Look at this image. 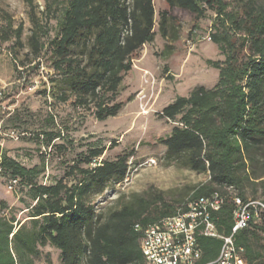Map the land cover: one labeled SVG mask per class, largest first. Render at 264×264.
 <instances>
[{
  "label": "trees",
  "instance_id": "trees-1",
  "mask_svg": "<svg viewBox=\"0 0 264 264\" xmlns=\"http://www.w3.org/2000/svg\"><path fill=\"white\" fill-rule=\"evenodd\" d=\"M24 1L32 12L33 0ZM165 2L170 11L190 12L195 20L204 17L207 10L216 14L210 41L218 46L224 60L208 64L219 71L217 83L177 96L159 114L170 120L179 116L182 125L162 140L167 148L165 158L183 159L191 169L207 172L209 180L181 203L132 195L119 208L98 213L85 196L94 186L103 189L109 181L123 179V157L102 160L91 168L75 165L69 168L76 171L70 184L60 178L47 185L36 181L43 167L26 168L0 147V177L18 178V187H28L27 198L31 200L27 215L20 220L14 213H6L10 208L0 199V264H37L46 246L59 252L60 264H144L136 224L145 226L172 215L188 200L227 186L237 187L245 199L243 184L249 178V164H261L259 173L251 170L254 178L264 176V6L248 2L244 16H238L227 11L224 0ZM170 11L159 14L158 29L163 38L175 31L172 23L176 18ZM54 13L58 31L49 39L47 51L54 57L53 68L67 78L74 91L75 105L94 102L98 121L116 116L122 104L114 100L123 74L132 67V55L155 36L153 0H48L45 17ZM31 20L35 29L30 45L38 56L45 45L41 32L46 29L34 13ZM15 33L19 38L20 30ZM73 47L79 49L80 59L70 54ZM46 135L51 139L50 133ZM103 152L104 148L90 149L80 162L90 164ZM261 200L264 202V196ZM234 209L228 200L214 212L212 220L219 234L231 233ZM197 242L202 251L197 264L218 256L221 240L199 235ZM235 242L243 248L247 264H264V219L238 231ZM44 257L46 264H51L48 253Z\"/></svg>",
  "mask_w": 264,
  "mask_h": 264
},
{
  "label": "rangeland",
  "instance_id": "rangeland-1",
  "mask_svg": "<svg viewBox=\"0 0 264 264\" xmlns=\"http://www.w3.org/2000/svg\"><path fill=\"white\" fill-rule=\"evenodd\" d=\"M224 1L227 11L238 16H244L248 2L254 7L264 6V0ZM47 2L33 0L31 12L24 0H0V147L26 168L43 167L36 181L47 185L60 178L70 184L76 171L72 173L69 168L75 165L91 168L102 160L123 157L126 167L123 179L109 181L103 189L94 186L85 196L98 213L119 208L132 195L150 201H158L160 197L170 204L187 200L209 180V174L191 169L183 159L165 158L167 148L162 140L174 127L182 125L179 116L170 120L159 114L177 96H187L199 86L209 89L217 83L219 71L208 64L224 60L218 46L210 41L215 12L207 10L204 17L195 20L190 12L170 11L165 0H153L154 39L132 55V67L123 74L114 100L122 104L117 115L98 121L94 102L76 106L75 93L67 78L52 66L54 57L47 47L58 26L55 13L45 17ZM165 10L176 20L172 23L175 31L163 38L158 22L159 14ZM31 13L46 29L41 32L45 45L38 56L30 45L35 29ZM16 30H20L19 38ZM236 37L240 39L238 34ZM70 54L80 59L78 48H71ZM46 133L52 135L51 139ZM93 148H104V152L90 164L81 163ZM251 170L259 173L261 164L248 165L244 196L262 199L264 176L254 178ZM6 184L7 178L0 177V197L9 201L6 213H14L23 220L31 203L27 198L28 187L21 185L12 192ZM42 250L37 264H46L45 253L51 264H60L56 249L46 246Z\"/></svg>",
  "mask_w": 264,
  "mask_h": 264
},
{
  "label": "built area",
  "instance_id": "built-area-1",
  "mask_svg": "<svg viewBox=\"0 0 264 264\" xmlns=\"http://www.w3.org/2000/svg\"><path fill=\"white\" fill-rule=\"evenodd\" d=\"M150 163L154 161L150 160ZM18 184V178H7L8 190L16 192ZM228 200L235 206L233 225L229 235H221L212 216ZM263 219L264 202L261 199H243L233 186H227L208 196L190 199L172 215L145 226L136 224L134 229L140 234L139 249L144 264H197L202 254L197 242L199 235L221 240L218 256L205 264H247L243 248L235 242V234Z\"/></svg>",
  "mask_w": 264,
  "mask_h": 264
},
{
  "label": "crops",
  "instance_id": "crops-1",
  "mask_svg": "<svg viewBox=\"0 0 264 264\" xmlns=\"http://www.w3.org/2000/svg\"><path fill=\"white\" fill-rule=\"evenodd\" d=\"M0 199L5 200L7 204H8V202H9V201H8L7 199H5L4 197H0Z\"/></svg>",
  "mask_w": 264,
  "mask_h": 264
},
{
  "label": "bare ground",
  "instance_id": "bare-ground-1",
  "mask_svg": "<svg viewBox=\"0 0 264 264\" xmlns=\"http://www.w3.org/2000/svg\"><path fill=\"white\" fill-rule=\"evenodd\" d=\"M144 113H146V112H144Z\"/></svg>",
  "mask_w": 264,
  "mask_h": 264
}]
</instances>
